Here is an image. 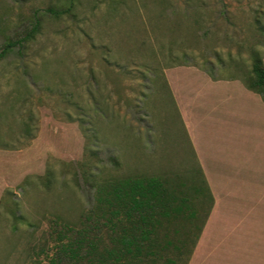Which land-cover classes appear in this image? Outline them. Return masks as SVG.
Returning <instances> with one entry per match:
<instances>
[{
	"label": "rangeland",
	"instance_id": "rangeland-1",
	"mask_svg": "<svg viewBox=\"0 0 264 264\" xmlns=\"http://www.w3.org/2000/svg\"><path fill=\"white\" fill-rule=\"evenodd\" d=\"M34 20L0 62V264H47L92 175L197 164L214 201L188 264H264V102L245 84L264 0H0V53Z\"/></svg>",
	"mask_w": 264,
	"mask_h": 264
},
{
	"label": "trees",
	"instance_id": "trees-1",
	"mask_svg": "<svg viewBox=\"0 0 264 264\" xmlns=\"http://www.w3.org/2000/svg\"><path fill=\"white\" fill-rule=\"evenodd\" d=\"M71 10L72 5L47 9L55 18ZM41 27L34 20L22 37L6 41L0 62L16 45L33 41ZM245 84L264 102L259 54L253 56ZM92 177L91 207L76 222L52 221L49 235L55 245L47 264H188L214 201L200 165L182 173ZM52 182L49 174L43 184L51 188ZM10 214L19 222L25 218L14 210Z\"/></svg>",
	"mask_w": 264,
	"mask_h": 264
},
{
	"label": "crops",
	"instance_id": "crops-1",
	"mask_svg": "<svg viewBox=\"0 0 264 264\" xmlns=\"http://www.w3.org/2000/svg\"><path fill=\"white\" fill-rule=\"evenodd\" d=\"M196 93H197V92H196ZM196 93H195V94H196ZM190 99H191V98H190ZM194 104L196 105V103H194V102L192 101V104H190V105H194ZM190 107H191V106H190ZM197 109H198V108H197Z\"/></svg>",
	"mask_w": 264,
	"mask_h": 264
}]
</instances>
